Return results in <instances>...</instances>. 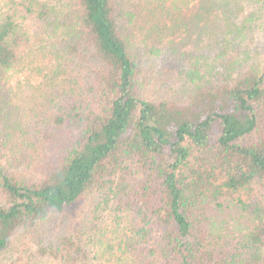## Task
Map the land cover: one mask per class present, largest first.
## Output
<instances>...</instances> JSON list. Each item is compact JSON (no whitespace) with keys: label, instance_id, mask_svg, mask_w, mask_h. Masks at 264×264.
I'll use <instances>...</instances> for the list:
<instances>
[{"label":"trees","instance_id":"obj_1","mask_svg":"<svg viewBox=\"0 0 264 264\" xmlns=\"http://www.w3.org/2000/svg\"><path fill=\"white\" fill-rule=\"evenodd\" d=\"M261 39L264 0H0V264H264Z\"/></svg>","mask_w":264,"mask_h":264},{"label":"rangeland","instance_id":"obj_2","mask_svg":"<svg viewBox=\"0 0 264 264\" xmlns=\"http://www.w3.org/2000/svg\"><path fill=\"white\" fill-rule=\"evenodd\" d=\"M259 44H257V47L262 54V58L264 59V39H261L258 41ZM78 204H87L86 200H81Z\"/></svg>","mask_w":264,"mask_h":264}]
</instances>
